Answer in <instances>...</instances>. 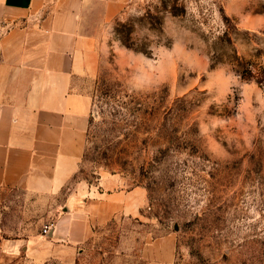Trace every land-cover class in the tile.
Masks as SVG:
<instances>
[{"label":"rangeland","instance_id":"obj_1","mask_svg":"<svg viewBox=\"0 0 264 264\" xmlns=\"http://www.w3.org/2000/svg\"><path fill=\"white\" fill-rule=\"evenodd\" d=\"M109 17L73 183L118 174L147 204L100 227L77 264H141L165 235L177 264H264V0H124ZM65 194L0 190V233L43 231Z\"/></svg>","mask_w":264,"mask_h":264},{"label":"crops","instance_id":"obj_2","mask_svg":"<svg viewBox=\"0 0 264 264\" xmlns=\"http://www.w3.org/2000/svg\"><path fill=\"white\" fill-rule=\"evenodd\" d=\"M123 2L0 0V190L66 191L48 234L0 233V264H77L100 227L137 218L147 204V190L118 174L73 183L91 123L85 86L96 75L97 33ZM142 252L141 264H177L176 237L156 238Z\"/></svg>","mask_w":264,"mask_h":264},{"label":"clouds","instance_id":"obj_3","mask_svg":"<svg viewBox=\"0 0 264 264\" xmlns=\"http://www.w3.org/2000/svg\"><path fill=\"white\" fill-rule=\"evenodd\" d=\"M144 32H147L146 29H143ZM118 43V42H116ZM174 45H175V41H174ZM122 47V46H121ZM150 49H151V46H150ZM141 57L144 58L145 61H148L150 59L149 58H145V55L144 54H140ZM225 76H232V77H235V75L233 73H225ZM137 80L139 81V83L142 85L143 88H149L150 87V83L149 81H147L145 78L143 77H138ZM219 83V82H218ZM221 84V83H220Z\"/></svg>","mask_w":264,"mask_h":264},{"label":"built area","instance_id":"obj_4","mask_svg":"<svg viewBox=\"0 0 264 264\" xmlns=\"http://www.w3.org/2000/svg\"><path fill=\"white\" fill-rule=\"evenodd\" d=\"M51 229V225H47L43 228V234H48Z\"/></svg>","mask_w":264,"mask_h":264},{"label":"trees","instance_id":"obj_5","mask_svg":"<svg viewBox=\"0 0 264 264\" xmlns=\"http://www.w3.org/2000/svg\"><path fill=\"white\" fill-rule=\"evenodd\" d=\"M76 178V177H75Z\"/></svg>","mask_w":264,"mask_h":264}]
</instances>
